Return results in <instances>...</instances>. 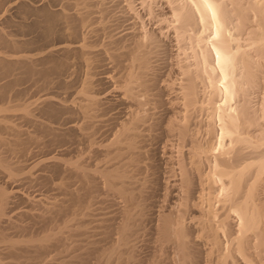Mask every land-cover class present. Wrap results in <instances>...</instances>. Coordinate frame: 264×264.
Instances as JSON below:
<instances>
[{
    "label": "bare ground",
    "instance_id": "obj_1",
    "mask_svg": "<svg viewBox=\"0 0 264 264\" xmlns=\"http://www.w3.org/2000/svg\"><path fill=\"white\" fill-rule=\"evenodd\" d=\"M4 1L8 4L6 7L7 12L10 8L14 7L15 3L19 0H16V2H13V0ZM19 2H22V4L24 3L21 0ZM143 2L145 4V0H143ZM154 2L155 0H150L146 3V9L149 14L153 13ZM80 3L85 10L78 14L68 13L67 4L60 10H53L51 12L53 15L47 18L48 21H44L45 25L42 24L44 25V29H42L45 37H43V39H47L55 31H60L62 28L61 23L65 25L64 28H72L73 33L79 35L81 28L85 27L89 16L95 12V7L97 6V2H92L90 0H80ZM165 3L169 5V10L164 12L163 18L161 17L162 19H160L166 23L167 27H171L174 31L175 39L178 42L179 54L176 61L177 68L175 69L177 75L175 76L178 77L180 81L178 83L179 96L177 95V97L175 95L178 99V101L174 99L176 102L170 99L173 104H170V106H173V108L170 107L164 116H159V119L155 122V127L165 121L166 126L164 133L167 135H176L178 139L175 143L176 154L172 155L174 153L171 154L168 151L170 154H168L166 159V163L169 164V171L173 172L176 176L173 175L176 179L172 186L173 192L175 193L171 195L172 191L169 190V185H166V192L163 193L161 197L164 198V203L167 201V204L164 206L161 205L162 208L160 207L161 209H157L156 211L157 217L155 220H157V223L155 221V225L158 234V236H156L160 243L159 254L161 257L158 258V261L156 260L155 264H157V262L158 264H264V0H165ZM154 14L156 15V13ZM157 17L160 16L157 15ZM7 18L9 19L10 17ZM2 26L3 25H0V41L18 47L17 44L20 40L12 39L13 37L7 38L8 36L5 35L4 32H8H6L3 28L4 26ZM132 39L137 48L144 47V49H146L150 45L157 48L160 45V40L155 32L147 30L144 26L139 33L132 36ZM87 46L88 44L86 43L78 47L76 46V48H72L68 43L48 45L42 48L38 46L41 52L39 51L40 53H36L37 55H34L35 53L33 55L30 53L21 54L22 52L18 54L17 51L13 50H1L0 74L10 72L14 65L25 67L24 69L27 71L40 70L47 76L50 73L60 74L62 72L61 70L66 65L67 54L72 49L80 50L85 54V48ZM58 51H62L61 55L64 57L59 59L58 57L61 56H56ZM152 52L151 49H146L132 53L131 69L129 68L127 80L126 82L124 81L126 83L124 84L125 93L133 97L134 101L142 106L143 101L138 98L139 91L137 93L135 87L137 84L145 88L150 86V84H148L150 82L145 80L146 77L144 75H147L146 73L150 67V58L152 56H150V54ZM54 58H58L57 63L50 66V68L44 66L43 63L45 61ZM38 65L40 67H37ZM13 71L16 72L15 70ZM23 75L25 74L20 76ZM45 75L43 76L45 77ZM2 85L0 84V88ZM5 88L7 89V87ZM92 89H94V86L89 82L83 91L89 93L86 94V96H88L87 102L80 104V109L90 117V120L96 116V113H94L95 116H93L90 110L95 106L98 107L105 98L104 89H97L95 91ZM172 89L174 90V88ZM2 94L5 93L2 92ZM48 96L45 95L42 97V99L39 100L40 105L38 106L41 107L40 109H42V111L45 110L44 112L50 109H52V111H58V104ZM9 106H0V111L12 110ZM28 106L29 105H25L23 108L26 115L31 113ZM85 113L84 115L86 116ZM148 113L149 111L147 114L139 110L133 111L131 116L124 121L125 123L123 122L121 124V129L115 133V138L111 142V145H116V149L118 150L117 154L119 156L123 155L125 152L127 153L129 159H126L129 162L123 163L122 165L110 164V166L102 170H96L94 168L96 170L94 173L99 172V175L104 178L103 184L107 186V188H105L107 190L109 188V190L120 194L126 202L125 207L122 209V222L120 220L121 223H119L120 225L118 226L120 234L115 244L113 243L114 245L110 249L109 256L122 254L124 250H122L123 246L127 248V245H129L130 248L133 247V242L131 241L132 244L130 242L131 236L135 234L137 227L139 228V226L150 217L149 214L151 213H149V211L152 209L151 207L155 205L153 202H149V199L147 202V198L150 194H145V191H148L146 188L149 181H153L148 179L147 176H144L139 180V185L137 187H130L129 184L133 182L130 180L132 173L130 172L131 170L127 169L128 164L147 172L153 170V167H155L149 162L150 160L148 161L150 150H144L145 145L142 141H139V138L143 135L141 126L144 122L146 123V120L150 116H148ZM52 115H54V113ZM85 116L83 117L85 118ZM6 119L7 118L4 120ZM16 125L0 123V127L12 129L14 133L21 135L22 133H20L21 131ZM40 125H43V123ZM153 125L154 123L148 125L147 129L149 128V130H151ZM44 126L47 127L46 124H44ZM82 128L83 126L73 124L67 129L79 131ZM13 137L11 139H13ZM1 142L6 143L4 137H0V143ZM10 142L12 143V140ZM6 145L8 147V144H5V147ZM109 145L110 144H108V146ZM18 146L19 145H17V148ZM15 149L16 147L14 151H16ZM26 149V147H22V149L19 150L21 153H24ZM12 150L13 149L9 152L12 153ZM114 154H116V152ZM56 158V155L48 157V165L51 164L55 166L58 159ZM11 160L13 161V159ZM19 160L21 159H18V161ZM116 161L114 162L116 163ZM141 162H143V164H141ZM39 163H43L42 160ZM27 165L28 164L23 163L22 160L19 167L16 168L11 166L6 156L0 155V167L7 170L11 177L16 178L19 174L18 171L26 168ZM69 166L71 171L82 174L84 177L83 181H86V184L91 188H93L91 186L92 183L93 186H95L97 180L94 183L93 178L96 175H91V172L84 168L79 161L71 162ZM165 183L168 184V181ZM63 184L64 182L61 183V185ZM98 186L104 188L101 184H98ZM18 187L19 185L12 187L11 191L0 188V201L1 204H3V208L0 210V221L2 220V215L6 213V205L10 197L19 195ZM69 187L71 188V186ZM64 190H66V187ZM74 190L76 193L77 189L75 188ZM133 190H136V194H133ZM77 196L76 198H78ZM78 199L76 201H78ZM56 203L59 204L56 200L52 207L55 212L58 208ZM48 208L50 207L44 209L46 210ZM42 210L41 207V211ZM49 211L52 212V210ZM59 211L58 209L57 212ZM44 212L46 213V211L43 210V213ZM11 218H13V216ZM9 222H7V224ZM12 225L15 224L13 223ZM66 225H69V223L67 222ZM52 235L53 234L50 233L44 236L42 235V237L37 236V238H30L27 239V241L33 242L35 240L32 244L38 241L40 247L45 249V246H47L45 243L48 239L51 241ZM54 236L57 237V234ZM10 241L12 244L19 242V240L16 241L12 239ZM37 244L35 245L38 246L39 244ZM36 250H38V248ZM127 251L130 252L129 249H127ZM37 252L35 253L34 251L35 254H37ZM130 255L134 257L133 254L130 253ZM41 257L40 259H42ZM108 257L107 260H111V257L109 259ZM2 261L0 259V264H5ZM52 262L54 263V261ZM45 264H47V260ZM58 264L67 263L63 261Z\"/></svg>",
    "mask_w": 264,
    "mask_h": 264
},
{
    "label": "rangeland",
    "instance_id": "obj_2",
    "mask_svg": "<svg viewBox=\"0 0 264 264\" xmlns=\"http://www.w3.org/2000/svg\"><path fill=\"white\" fill-rule=\"evenodd\" d=\"M14 1L16 2V0H13V2ZM19 1L6 12L8 4H6L4 0H0V6L2 5L0 7V25H3L4 27H2L4 30L9 33L4 32V34L8 36L7 38L13 37L12 39L20 40L17 44L18 47L0 41V51L13 50L17 51L18 54L22 52L21 54L30 53L33 55L35 53L34 55H37L36 53L41 50L40 48L60 43H68L72 48L86 43L88 44V48H85V54L87 53L86 58L82 51L72 49L67 54L65 67L61 70L62 72L60 71L62 74L50 73L47 76L40 70H33V73V71H27L24 69L25 67L20 65H14L10 72L0 74V84H3L0 88V95H2L0 96V106L3 107L4 105L8 107L10 105L9 107L12 109L0 111V123L14 126L17 124L16 127L21 131L20 133H22L18 135L14 133L12 129L0 127V137H4L6 140V143H0V155L6 156L11 166L16 168L19 167L22 160L23 163L28 164L26 168H20L21 170L18 171L19 174L16 177L17 181L15 177L9 176L10 173L7 170L0 167L1 189L11 191L12 187L19 185V195L10 197L6 205V213L2 215V220H4L0 221V238H2L0 239V249H2L0 250L1 261L3 260L2 262L5 264H39V261L40 264H45L46 260L47 264H58L63 261L67 264H155L156 260L158 261V258L161 257L159 254L160 243L155 225L157 223V220H155L157 217L156 211L167 204V201L164 203L165 200L161 196L166 192L165 188L167 189L168 185L170 188L169 190L173 192L172 186L176 179L174 178V173L169 171V164L166 163V159L168 154H176L175 143L178 138L176 135L173 136L172 134L167 135L164 133L166 126L165 121L155 127V122L159 119V116H164L170 107L173 108V106H170V104L173 105L171 101H178L177 97L179 96L178 83L180 81L178 77L175 76L177 75L175 69L177 68L176 61L179 54L178 42L175 39L174 31L171 27H167L166 23L161 20L163 18L162 16H164L163 13L169 10V5L165 3V0H155L156 3L154 2L153 13L149 14L146 9V3L150 0H145V4L143 0H90L92 2H97V6L95 7V12L89 16L85 27L81 28L79 35L74 34L72 28H64L65 25L61 23L62 28L60 31H55L50 35L51 37L49 36L47 39H43L44 21H48L47 18L53 15L51 12L53 10H60L67 4L68 13L78 14L85 10L80 0H21L24 2L23 4ZM154 13H156V15ZM157 15L160 17H157ZM7 17L10 18L8 19ZM2 21L5 22L3 23ZM143 26L147 30L155 32L160 40V45L157 48L151 45L146 48L153 51L150 54V56L152 55L150 58V67L152 68L149 67L146 73L147 75H144L146 77H144L145 80L150 82H147L150 86L145 88L144 86L142 87V85L137 84L138 87L135 85L137 93L139 91L138 98L143 101L142 106L138 105L133 97L125 93L124 84H126L127 74L131 69L132 53L146 50L144 47L137 48L132 39V36L139 33ZM61 54L62 51H58L56 56L60 55L61 57H58L60 59L64 57ZM58 58L48 59L43 64L50 68V66L58 62ZM37 67L40 66L38 65ZM18 72L20 75L25 74L26 76H20ZM38 75L39 77L42 76L39 78ZM43 75H45V77ZM89 82L94 86V89H92L93 91L104 89L105 93V98L98 105L99 108L95 106L90 110L93 116H95L94 113H96V116L94 118H92V116L91 120L89 119L90 117L80 109V104L87 102L88 96H86V94L89 93L83 91ZM5 87H7L8 90ZM172 88H174V90ZM2 92L5 94H2ZM45 95H49L48 97L58 104V111H52V109H50L44 112L45 110L42 111V109H40L41 107L38 106L40 105L39 100ZM175 95L178 96L176 97ZM25 105L30 106H28L31 110L30 114L26 115L23 109ZM138 110L145 114L149 111V118L146 120V123L144 122V126H141L143 135L139 138V141H142L145 145L144 150H150L148 161L150 160L149 162L155 167H153V170L147 172L128 164L127 169L131 170L130 172L132 173L130 180L133 181L132 184L129 185L130 187H137L139 185V180L147 176L148 179L153 181H149L146 188L148 191H145V194H150L147 198V202L149 199V202H153L155 205L153 204L154 206H152V209L149 211V213H151L149 214L150 217L144 221L139 228L137 227V231L131 236L130 242H133V247L130 248L129 245H127V248L123 246L122 250H124L122 254L109 256L110 249L115 244L120 234L118 226L120 225L119 223L122 222V209L125 207L126 202L120 194L109 190V188L107 190V186L103 184L104 178L99 175V172L94 173V171L105 169V167L110 166V164L122 165L123 163L129 162L127 160L129 159L127 153L125 152V155L119 156L117 154L118 150L116 149V145H111V142L115 138V133L121 129V124L131 116L133 111ZM53 113L54 115H52ZM83 116H85L86 119ZM3 117L8 120H4L5 118ZM41 123H43V125H40ZM153 123V128L151 130H149V128L147 129L148 125ZM44 124H46L47 127H45ZM69 124L80 125L83 126V128L79 131L68 130ZM33 135L34 137L37 136L38 140L37 137L34 138ZM12 137L14 140L11 139ZM11 140L12 143L10 142ZM5 144H8V147L7 145L5 147ZM108 144L110 145L108 146ZM17 145H19L18 148ZM15 147L16 151H14ZM22 147H26L27 152L21 153L20 150ZM11 149H13L12 153L9 152ZM113 152H116L118 156ZM51 155H56L58 158H56L57 164L55 166L51 164H49L50 166L48 165V157ZM11 159H13V161ZM18 159L21 160L18 161ZM41 160L43 163H39ZM113 160H117L116 163ZM74 161H79L84 168L91 172V175H96L93 178L94 183L97 180L95 183V186L97 185L96 187L93 186L92 183L91 186L93 188H91L86 184V181H83L84 177L82 174L69 169V164ZM141 164H143V162H141ZM156 177H159L160 180ZM164 181H168V184ZM62 182H64L63 185H61ZM98 184L103 185L104 188L98 186ZM69 186H71L72 189ZM85 186L88 188L86 189ZM65 187L66 190H64ZM75 188L77 189V194L75 193ZM69 189H71V192L67 191ZM172 192L171 195L175 193ZM133 194H136V190H133ZM76 196L79 199L76 198ZM77 199L78 201H76ZM56 200L59 204L56 203L58 208L55 212L52 207ZM52 203L53 206L51 207ZM2 206L3 204H1L0 201V210L3 208ZM41 207L46 213H43V210L41 211ZM47 207L50 208L45 210L44 208ZM58 209L60 210L59 212H57ZM49 210H52V212ZM10 215L11 217L13 216V218H11ZM7 222L9 223L7 224ZM67 222L69 225H66ZM13 223L15 225H12ZM115 230H118V233ZM50 233L53 234L52 239L51 241L49 239L46 241L45 245L48 247L45 246V249L40 247L38 241L35 242V244H39H37L38 246L32 244L35 240L33 242L27 241V239L37 238V236L42 237V235L44 236ZM55 233L57 237L54 236L56 235ZM11 239L16 241L19 240V242H16L17 244H12L10 241ZM36 247L38 250H36ZM127 249H129L130 252H128ZM34 251L35 253L39 251L37 252L38 255L35 254ZM130 253L133 254L134 257H132ZM40 257L43 260L40 259ZM107 257L108 259L111 257V260L109 259L108 261ZM51 260L54 261V263Z\"/></svg>",
    "mask_w": 264,
    "mask_h": 264
}]
</instances>
